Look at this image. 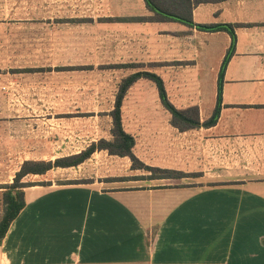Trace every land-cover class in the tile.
Returning <instances> with one entry per match:
<instances>
[{
	"label": "crops",
	"instance_id": "crops-1",
	"mask_svg": "<svg viewBox=\"0 0 264 264\" xmlns=\"http://www.w3.org/2000/svg\"><path fill=\"white\" fill-rule=\"evenodd\" d=\"M150 1L193 23L234 25L216 123L174 126L156 85L137 79L121 105L132 152L145 165L184 174L149 178L133 167L134 183L125 184L118 166L88 167L98 151L64 167L81 169L74 179L85 183H55L47 171L43 183L24 189L0 264H264V0ZM129 16L149 20L115 19ZM71 18L84 25L101 65L120 64L119 80L154 72L175 107L197 106L200 121L212 115L227 31L162 18L145 0H84V15ZM144 79L151 94L135 89Z\"/></svg>",
	"mask_w": 264,
	"mask_h": 264
},
{
	"label": "rangeland",
	"instance_id": "rangeland-1",
	"mask_svg": "<svg viewBox=\"0 0 264 264\" xmlns=\"http://www.w3.org/2000/svg\"><path fill=\"white\" fill-rule=\"evenodd\" d=\"M74 14L84 15V0H0V216L4 185L14 181L24 160H54L83 150L79 140L112 138L109 112L121 67L101 65L100 56L91 55L98 48L86 45L84 25L65 19ZM136 88L151 94L154 85L144 79ZM130 120L127 115L125 121ZM97 151L88 167L118 166L127 174L121 178L124 183H134L129 157ZM48 172L55 183L65 182L61 178L88 181L74 179L81 169L56 167ZM138 172H149V178L164 176L143 168ZM41 178L28 175L18 185Z\"/></svg>",
	"mask_w": 264,
	"mask_h": 264
},
{
	"label": "trees",
	"instance_id": "trees-1",
	"mask_svg": "<svg viewBox=\"0 0 264 264\" xmlns=\"http://www.w3.org/2000/svg\"><path fill=\"white\" fill-rule=\"evenodd\" d=\"M146 5L150 10L154 13L161 15L162 18L172 19L176 21H184L189 25L195 26L197 29L204 31H218L225 30L231 36V44L230 47L222 61L217 81V93H216V106L213 110V113L207 119L200 121L199 118V110L197 106H191L184 109H179L175 107L172 102L169 100L166 89L164 86V82L162 78L154 73L147 70L136 71L124 78L121 79L118 84V88L115 94L113 108L110 110L109 114L112 119V127L110 130L111 139L100 138L96 142L91 143L85 149L67 156L59 157L54 160H24L19 168V170L15 173L14 181L7 185H4L5 190L3 192V210L0 216V244L2 239L4 238L10 224L12 221L16 219L20 210L24 207V189L22 186L28 187L35 184L43 183H25L23 185L19 182L23 177L28 175H42L46 173L48 170L56 167H72L79 165L87 158H89L95 151L97 150H106L111 155L118 156H127L132 161V166L135 168H143L147 171H155L160 172L164 176H154V178H164L172 173L177 176H182L184 173L182 172H172L167 169H160L151 167L140 162L133 154L132 148L134 146V138L131 134L127 133L122 125V116H121V105L123 97L130 87V85L136 81L137 79L143 77L151 80L157 88L158 97L160 99L163 107L168 110L171 115V123L174 126H177L180 129H187L195 126H212L216 123L220 104H221V93H222V77L223 72L226 67L227 61L233 52L234 44H235V34H234V25L229 23H220V24H201V23H193L191 18L183 19L179 16L172 14L171 12L161 10L150 0H145ZM116 20L120 21H145L149 20V16H129V17H117ZM137 165V166H136ZM152 175V173H151ZM150 175V176H151ZM153 178V176H151Z\"/></svg>",
	"mask_w": 264,
	"mask_h": 264
}]
</instances>
